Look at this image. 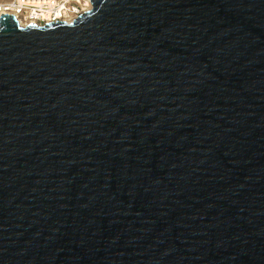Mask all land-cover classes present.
<instances>
[{
	"label": "water",
	"instance_id": "1",
	"mask_svg": "<svg viewBox=\"0 0 264 264\" xmlns=\"http://www.w3.org/2000/svg\"><path fill=\"white\" fill-rule=\"evenodd\" d=\"M0 17V264H264V0H90Z\"/></svg>",
	"mask_w": 264,
	"mask_h": 264
},
{
	"label": "built area",
	"instance_id": "2",
	"mask_svg": "<svg viewBox=\"0 0 264 264\" xmlns=\"http://www.w3.org/2000/svg\"><path fill=\"white\" fill-rule=\"evenodd\" d=\"M89 10L90 0H0V17L13 16L21 27L71 24Z\"/></svg>",
	"mask_w": 264,
	"mask_h": 264
},
{
	"label": "bare ground",
	"instance_id": "3",
	"mask_svg": "<svg viewBox=\"0 0 264 264\" xmlns=\"http://www.w3.org/2000/svg\"><path fill=\"white\" fill-rule=\"evenodd\" d=\"M20 26H23V25H20Z\"/></svg>",
	"mask_w": 264,
	"mask_h": 264
}]
</instances>
